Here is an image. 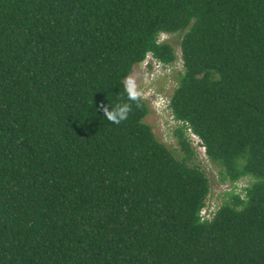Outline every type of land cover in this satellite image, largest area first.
<instances>
[{
  "label": "trees",
  "instance_id": "16d2710c",
  "mask_svg": "<svg viewBox=\"0 0 264 264\" xmlns=\"http://www.w3.org/2000/svg\"><path fill=\"white\" fill-rule=\"evenodd\" d=\"M164 33L174 116L222 181L251 178L211 220L187 125L178 158L124 90L177 60ZM0 264H264V0H0Z\"/></svg>",
  "mask_w": 264,
  "mask_h": 264
},
{
  "label": "rangeland",
  "instance_id": "374dc122",
  "mask_svg": "<svg viewBox=\"0 0 264 264\" xmlns=\"http://www.w3.org/2000/svg\"><path fill=\"white\" fill-rule=\"evenodd\" d=\"M183 33L170 35V34H162L160 40L161 41H169L175 47L177 60L173 63V69L171 73H167L164 70L165 75H161L160 77H156L155 79H151L150 72L151 67H146L143 62L138 64L134 68V72L131 74L137 82L138 88L141 90V97L144 98L145 96H151L150 92L152 91H162L167 93V95L172 96L175 89L178 86L180 77L184 73V62L182 58V48H181V41H182ZM147 100L150 104L151 100L148 98ZM151 106V104H150ZM170 115V114H169ZM164 119H166L164 117ZM170 120H166V123ZM146 122L151 124L155 134L157 137L167 144V146L174 151L178 158H182L183 153L179 150V145L177 142V138L174 136L173 131L166 130L163 128L160 117L155 114L152 106H151V113L146 118ZM192 146L196 151V162L200 167L207 173L210 183H211V193L207 198V207L208 210L205 216H208L211 212L214 211L212 208L215 206L219 208L225 199L229 198L228 193L233 192L236 189V185L231 183L230 181H222L221 180V171L222 168L209 159L208 155L206 156L202 151H200L199 147L193 143ZM251 182V178H245L241 180L238 184V188L236 189L237 193H241L244 195V188L247 187Z\"/></svg>",
  "mask_w": 264,
  "mask_h": 264
},
{
  "label": "built area",
  "instance_id": "2783aa9c",
  "mask_svg": "<svg viewBox=\"0 0 264 264\" xmlns=\"http://www.w3.org/2000/svg\"><path fill=\"white\" fill-rule=\"evenodd\" d=\"M143 64H145L146 67H151V72H150L151 79H155L156 77L158 78L161 75H165L164 70H166L167 73L169 74L173 69L172 66L173 63H168V64L164 63L158 60L152 53L148 54ZM150 93L151 96H145L144 98L146 100H149L148 98H150L151 100L150 104L155 114H157L160 117L164 129L171 130L174 133L177 127L186 124L184 121L178 120L174 116L173 110L171 109L172 97L170 95H167V93H164L159 90L158 91L151 90ZM164 117L166 119H164ZM166 120H170V121L166 123ZM186 125H187L186 131L189 141L195 143L199 147L200 151H202L207 156V148L202 138L193 130V128L189 125V123H187ZM238 183H236V189L238 188L239 185ZM212 208L214 209V211L211 212L208 216H205L207 211H209L208 207L206 206L202 210L203 219L211 220L214 217L218 208H216L215 206H213Z\"/></svg>",
  "mask_w": 264,
  "mask_h": 264
},
{
  "label": "clouds",
  "instance_id": "9594fccd",
  "mask_svg": "<svg viewBox=\"0 0 264 264\" xmlns=\"http://www.w3.org/2000/svg\"><path fill=\"white\" fill-rule=\"evenodd\" d=\"M123 83L128 99L131 101H138L141 96V90L138 88L135 78L129 75L125 78ZM130 111L131 106L127 103L114 105L111 110L109 107L105 106L104 117H106L112 123L119 124L128 118Z\"/></svg>",
  "mask_w": 264,
  "mask_h": 264
}]
</instances>
